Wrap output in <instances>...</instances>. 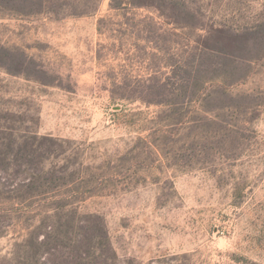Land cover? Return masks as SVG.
Returning a JSON list of instances; mask_svg holds the SVG:
<instances>
[{
  "label": "rangeland",
  "instance_id": "rangeland-1",
  "mask_svg": "<svg viewBox=\"0 0 264 264\" xmlns=\"http://www.w3.org/2000/svg\"><path fill=\"white\" fill-rule=\"evenodd\" d=\"M47 1L0 2V264H264V0ZM236 56L241 83L163 103ZM41 171L79 213L27 197Z\"/></svg>",
  "mask_w": 264,
  "mask_h": 264
},
{
  "label": "trees",
  "instance_id": "trees-1",
  "mask_svg": "<svg viewBox=\"0 0 264 264\" xmlns=\"http://www.w3.org/2000/svg\"><path fill=\"white\" fill-rule=\"evenodd\" d=\"M1 1L2 0H0V2ZM47 2H48L47 0H38V2H36V0H13V3H15L16 5L18 3L20 4L22 3L23 5L32 4L34 6H37L39 9L34 10V7H31L32 10L25 11V10H18L17 8L12 7V10H15V12L21 13L23 15L25 14L37 15L48 11V7H47L48 5H46ZM147 3L151 4L149 5L151 7L155 6V8L158 9L166 19H169L171 21H176L175 23H178L177 16L181 15V13L183 12L184 13L186 12V10L184 9V5L171 3L169 0H148ZM258 26L264 35V22ZM245 45L248 46L247 43H245ZM232 56L233 55H230V57ZM204 57L205 55L201 56L200 54L198 60H201V58L203 59ZM236 58L241 64V66L247 68L245 69V71L247 70V72L245 74H239V76L236 77V80L232 84H226V82H224V80L228 77V75H230V73L228 71L223 72L222 67L221 70L216 68L217 61L215 62V65L209 69L207 74H205V69H202L200 67L197 70H195L194 66H189V67H183L182 65L177 66L175 68L176 71L174 70L173 72V77H172L173 79L170 80L171 83L170 82L166 83L165 86L163 87L164 93L167 92V90L170 89L171 87H174V91H172V95L174 99L166 100V102H163L162 100L161 101L163 103H166V105H168L171 108L172 106L176 107L175 112L188 113L190 109L192 110L191 105L193 102L197 103V101L201 100L200 97L206 98L211 94L209 92H211V90H213L214 88H219V90L221 91V88L226 89L227 86H233L235 84L241 83L248 76L252 61L247 56H242V57L236 56ZM175 78H177L176 81ZM207 92L208 95L206 94ZM168 93L170 94L169 91ZM215 111L216 110L206 109L203 110V113L208 115L215 114V116H211V117H217L218 112ZM218 111H220V108H218ZM180 119H178V121H180ZM63 178L60 179L63 181L61 182L60 186L64 185L65 180ZM56 180H57L56 177L53 174L49 173V171L47 172L41 171L39 173V176H37V178L22 183L20 188H23V190L26 191V195L27 197H30V199H34L40 202L53 200L52 203L51 202H48V204L45 203L46 204L45 206L46 209H49L48 212L55 211L56 213L55 216L57 215V217L58 216L60 218L66 217L67 211L68 212L71 211L69 215H74L73 212L79 213L75 201L64 200L63 199L64 196L61 194L55 195L56 197L54 196L56 190L52 188L53 185L52 182ZM17 190L18 189H16L12 193H15ZM19 197H23V196H19ZM36 201L29 204V208H33L31 206L33 204L35 205ZM63 213L65 214V216H63ZM52 218L55 217L52 216ZM49 229L52 231L53 228H49Z\"/></svg>",
  "mask_w": 264,
  "mask_h": 264
}]
</instances>
